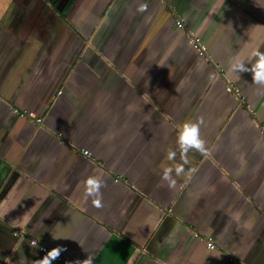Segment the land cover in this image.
<instances>
[{
    "label": "crops",
    "instance_id": "1",
    "mask_svg": "<svg viewBox=\"0 0 264 264\" xmlns=\"http://www.w3.org/2000/svg\"><path fill=\"white\" fill-rule=\"evenodd\" d=\"M251 49L264 0H0V264H264V86L229 70Z\"/></svg>",
    "mask_w": 264,
    "mask_h": 264
},
{
    "label": "clouds",
    "instance_id": "2",
    "mask_svg": "<svg viewBox=\"0 0 264 264\" xmlns=\"http://www.w3.org/2000/svg\"><path fill=\"white\" fill-rule=\"evenodd\" d=\"M146 4H139L137 11H143L146 8ZM247 59L251 61L248 67H245L244 62L240 60L234 61L229 70L230 71H250L251 79L258 85L264 86V52H261L257 49H251L249 51ZM202 118L198 119L196 122H183L178 126V131L176 133V142L178 147L184 152L187 153L189 149H195L199 151H204V141L200 137V124L202 123ZM168 159H171L175 156V152H169ZM175 174L179 175L183 171V166L178 165L175 168ZM173 169L165 167L161 174V179L168 182V186L172 187L175 184V180L172 178L171 173ZM83 192L85 196L91 194L99 193V188L101 186V181L99 175H93L86 178L83 182ZM92 203L96 206H100L99 198L94 199ZM62 249L53 248L49 250L45 256L40 258L35 264H50V262L55 259L59 252ZM80 264H91V258L85 259L80 262Z\"/></svg>",
    "mask_w": 264,
    "mask_h": 264
},
{
    "label": "built area",
    "instance_id": "3",
    "mask_svg": "<svg viewBox=\"0 0 264 264\" xmlns=\"http://www.w3.org/2000/svg\"><path fill=\"white\" fill-rule=\"evenodd\" d=\"M160 2H164L165 0H158ZM174 24L177 28L179 29H182L183 28V23H182V20L180 19H176L174 21ZM186 40H187V43L194 49L198 52V54L202 57L206 56L205 54V47L200 43V40L198 38H196L194 35H192L191 33H187L186 34ZM227 92L231 93V94H234L236 96H238V91L237 89H234L233 87L231 86H227L226 88ZM20 116H26V117H29L31 119H33L35 121L36 124H40L41 123V119L40 118H36L34 117L32 114H26L25 112L21 113ZM53 248H48V247H45V246H40L39 247V250L41 253H43L44 255H46V253L51 250ZM56 260L60 261L61 260V257L60 256H57L56 257ZM77 264V263H76Z\"/></svg>",
    "mask_w": 264,
    "mask_h": 264
}]
</instances>
